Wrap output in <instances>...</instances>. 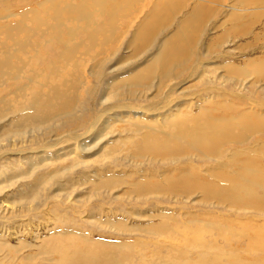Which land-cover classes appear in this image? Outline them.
<instances>
[{"label":"bare ground","instance_id":"bare-ground-1","mask_svg":"<svg viewBox=\"0 0 264 264\" xmlns=\"http://www.w3.org/2000/svg\"><path fill=\"white\" fill-rule=\"evenodd\" d=\"M19 1L20 13L14 12L15 4H0L7 12L0 16V144L11 139L48 149L50 141L58 145L72 141L79 148L72 153H85L87 158L100 151L111 156L122 147L131 161L151 170L134 173L139 176L136 182L124 181L109 171L110 179L96 185L100 190L127 187L142 202L189 200L198 192L204 199H214L215 206L228 204L237 211L242 208L264 216V164L255 158L245 161V147L241 148L251 138L264 136V105L260 104L261 112L246 113L229 101L211 102L212 106L203 101L210 108L201 105L208 98L229 100L233 86L242 83L240 78L250 71L264 84V60H254L246 70L222 67L225 73L240 78L215 77L217 82H227L228 90L208 84V98L199 96L201 93L197 96L198 86H192V92L183 87L210 65L203 56L222 54L214 40L200 44L208 33L206 21L213 22L219 13L215 3L201 0L189 12L186 0H16V6ZM239 10L230 7L228 18L236 27L230 33L246 30L237 26L243 19ZM17 16L20 18L12 20ZM122 46L137 52L138 60L124 62ZM154 49L149 56L147 52ZM200 50L206 55H200ZM176 89L197 96L199 111H191L194 105L187 107V100L178 93L172 99ZM145 100L153 102L142 111L135 104ZM89 138L94 146L86 148L80 141ZM7 147H0V155ZM84 164L81 161L73 167L83 169ZM47 167L43 163L32 168L34 178L26 193L33 196L22 199L23 203L33 202L48 187L65 189L64 176L71 175L74 168L41 170ZM9 176L0 174L1 187L13 180ZM252 206L257 210L249 209ZM8 212L1 204L0 254L8 256L0 255V264H264V226L245 229V223L229 219L208 222L198 216L181 225L165 217L144 230L169 243L153 249L147 246L140 253L135 252L136 240L131 244L130 239L104 242L91 233L84 235V227L75 222L55 223L40 253L19 257V248L11 243L32 224L1 221ZM27 247L31 245L22 246Z\"/></svg>","mask_w":264,"mask_h":264},{"label":"rangeland","instance_id":"rangeland-1","mask_svg":"<svg viewBox=\"0 0 264 264\" xmlns=\"http://www.w3.org/2000/svg\"><path fill=\"white\" fill-rule=\"evenodd\" d=\"M200 1L201 0L184 1L186 2V11L190 12L192 7H194V5ZM4 2L5 4L7 2H10L11 5L15 4L13 6L17 8L14 7V12H21L19 5L20 1L18 3L19 6H16L18 2H16V0H3L0 2L3 7L5 6ZM203 2H207L209 4L215 3L214 5L218 7L219 13L215 17L216 19L214 18L213 22L210 20L206 21L205 26L208 28V33L200 41V44L202 41L203 44L205 41H207V44L209 41L213 42L214 40V42H218L217 44L220 47L218 48V51H221L222 54L220 56L212 54L215 56V59L217 58L216 60H214L212 55L203 56V59L206 61L210 60V62L208 61L210 65L208 64L207 66L201 68L200 75H195L189 78L190 81H188V83L183 87H189L192 92L191 87L198 86V91L196 93L197 96L199 93H201L199 96L205 95L204 98H208V95L210 97L209 91L206 90V86L208 84H213L220 89L228 90V83H224L223 80L217 82V77H221L223 74H225L229 78H240L238 75L225 73L223 68L234 66L238 69L245 68L246 70L248 67H251L252 63L264 60V0H219L217 2L213 0H203ZM232 6L240 9L237 12L243 16V19L238 23L237 26H242L241 28L245 27V31L239 30L238 32L230 33V31H233L235 27V24L231 23L228 18V15L234 11L232 10L230 12V7ZM3 7L0 9L1 12L6 11V8ZM6 15L7 12H5L4 15L1 13L0 16L3 17ZM16 18L20 17H14L12 20H17ZM231 34L233 35L231 36ZM222 42H224V46ZM155 50L156 49L152 51L149 50L147 52L148 55H153ZM199 54L206 55V53L202 50L199 51ZM120 56L124 58V62H131L137 57V52L135 53L132 49L130 50L129 48L122 46ZM136 60L138 59L136 58ZM251 60L253 61L251 62ZM124 62L121 65L126 66ZM129 67L134 68L132 65H129ZM240 79H242L241 82L244 84L243 87H240L242 83L233 86L232 91H234V95L227 96L228 98L230 97L229 100L227 99V101H222L220 98L214 97L211 99V101L208 98V100H201V105L204 106V108H210L208 106L209 104L205 106V103L208 102L212 106V104L229 101L236 105H240V108H243L242 110H245V113L251 111L261 112L262 106L260 104L264 105V84L259 82L258 76L254 73H251V71ZM243 79L245 81H243ZM191 92L180 94L178 89H176L173 92L174 97L172 96V99L176 100L179 94L181 99L187 100L186 102L190 103H186V106L188 107L190 105L189 107H191L194 105V107H191L190 110L197 112L199 111L197 109L199 105L197 102L200 99L195 100L197 96L192 95ZM242 92L244 93L243 95ZM203 101L207 102L203 103ZM152 102L153 101L145 100L142 102H137L135 105L141 108L143 107L142 111H144V109H147ZM152 117L153 116L149 117L148 120H150ZM10 140L0 144V147H10H7V149L5 148L3 154L0 155V169H2L0 174L8 177L10 175L8 173L9 170H13L15 172L13 175L9 176V179L13 180H7V182L3 184L2 187L0 186V205L2 204L3 207H7L9 209L7 216L2 218L1 221H9L20 224L23 222H31L32 224L31 229H27L26 232H19V234L14 237L11 243L13 246L19 248V257H26V255L30 252L40 253L42 251L41 244L44 240L50 237L51 233L54 232L53 227L56 225L55 223L62 222L65 224L75 222V224L81 225L82 228L84 227L83 234L86 235L88 233L90 235L91 233L95 240L119 243L130 239V244L136 240V253L144 252L147 249V246H150V248L153 249L157 245H167L169 243V241L166 239L154 237L155 235H151L150 233L146 234V232H143L150 227L158 225L160 221L165 219V217L172 218L174 221L178 222L179 225L189 222L191 216H198L201 220L208 222L229 219L230 221L237 223H245V229H254L256 226H264V216L260 214L254 215L252 212L251 214L249 212H244L242 208L241 210L237 211L235 208L232 209L233 206H229L228 204H220L215 206L214 204H217V202L214 201V199H204V197L198 192L190 195L189 200H186V198L172 201L153 199L142 202L136 200V194L132 191L130 192V189L127 187L125 189L124 187L120 188L123 189L122 191H109L105 188H101L102 190H100L99 187H96V185H100L101 181L106 182L110 179L107 174L109 171H112L114 174L121 175L123 178H125L124 181L136 182L139 180V176L134 175V173L139 170H151L149 166H139L134 160H132V162L131 159L126 156L124 148L122 147H119L116 150L117 152L111 156L100 151V154L98 153L97 156L87 158L85 153L80 152L81 156L80 153H77V156L72 153L73 151L77 152L79 149L72 141L62 142L59 145L53 141H50V145H47L48 149H45L41 146V144L31 146V143L26 142L25 144L23 143L20 145V143L16 144L17 142ZM9 142H11V144ZM81 142H83V145H85L86 148H88L86 145H89V147L94 146L92 138L80 141V143ZM5 143L9 144L6 145ZM243 147H245V156L242 158L245 159V161H248L250 158H255L264 164V136L259 135L251 138V140L241 148ZM28 149H34V151L27 152ZM253 151H256L257 154H252ZM21 152L23 153L21 154ZM70 153H72V155ZM81 161H84L85 164H87L86 168L82 169L78 167L75 169L74 167H76V165H78ZM43 163H47L48 165L47 168L41 169L43 171L48 169L52 170L56 166L57 168H60V166L66 165H70V167L74 168L75 170L73 169V175L71 174L64 176L66 187L63 191H59L56 187H48L46 189L40 190L42 193H40V196H38V198H36V200L33 202L23 203L21 201L22 199L26 201L33 196V194L26 193L29 191L28 185L34 178V175L32 174V168L39 167ZM158 163L162 167H165L163 162L159 161ZM162 167H159L158 169L160 171L164 170L160 169ZM129 175L132 177H126ZM208 205L211 206L209 207ZM250 208L252 210H257V208L254 206L249 207V209ZM236 226L237 225L234 224V228L237 229ZM144 244L147 245L144 246ZM23 245H31V247L22 248ZM31 249L36 250L30 251ZM166 249L167 248L165 247L164 250ZM0 255L8 256L5 252ZM37 264L41 263L37 262Z\"/></svg>","mask_w":264,"mask_h":264}]
</instances>
